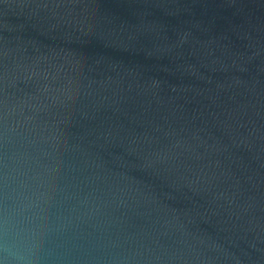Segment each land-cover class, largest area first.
Segmentation results:
<instances>
[{
  "label": "water",
  "instance_id": "obj_1",
  "mask_svg": "<svg viewBox=\"0 0 264 264\" xmlns=\"http://www.w3.org/2000/svg\"><path fill=\"white\" fill-rule=\"evenodd\" d=\"M0 264H264V0H0Z\"/></svg>",
  "mask_w": 264,
  "mask_h": 264
}]
</instances>
